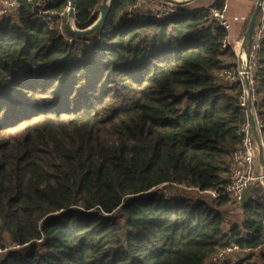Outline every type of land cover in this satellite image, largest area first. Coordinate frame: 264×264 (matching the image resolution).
Returning <instances> with one entry per match:
<instances>
[{
	"label": "trees",
	"instance_id": "obj_1",
	"mask_svg": "<svg viewBox=\"0 0 264 264\" xmlns=\"http://www.w3.org/2000/svg\"><path fill=\"white\" fill-rule=\"evenodd\" d=\"M17 1L0 17V250L13 247L0 264H210L231 245L250 252L236 264H264L263 198L225 228L226 195L153 191H221L241 141L239 85L219 77L236 58L208 9L158 19L109 0L104 25L76 36L56 27L67 1ZM100 1L75 0L73 27L93 25ZM254 91L264 122V38Z\"/></svg>",
	"mask_w": 264,
	"mask_h": 264
},
{
	"label": "built area",
	"instance_id": "obj_2",
	"mask_svg": "<svg viewBox=\"0 0 264 264\" xmlns=\"http://www.w3.org/2000/svg\"><path fill=\"white\" fill-rule=\"evenodd\" d=\"M146 3L150 6L157 7L154 15L158 19H165L176 12V5L157 3L155 0H136L135 7ZM109 5V0H107ZM18 8L17 0H0V17L9 16L15 13ZM69 4L67 2L66 9L57 14L59 20L56 22L57 29L64 32V17L67 14ZM210 21L218 27L224 29L229 34L234 23L239 22L237 17H231L228 14L227 0L222 7H208ZM37 15L39 18L45 19L52 23V18L56 15L54 12L44 8H38ZM66 21V19H65ZM228 38V35H227ZM226 38V44H228ZM264 38V1H260V10L256 19L254 31L248 43L247 49L244 51L241 48V41L236 42L232 47L235 55V66L223 70L219 77L226 84L237 83L239 85V93L237 95V104L242 108L245 114V121L241 125V141L239 146L232 152L227 166L228 184L221 191L207 190L199 191L196 188L189 187L184 183H163L156 186L153 191L160 198L171 201L175 199L173 190H196L200 194L216 198L219 195H226L232 203L242 205L245 202L246 191L254 184H264V167L259 172L257 170L256 158L258 159L257 145L251 128V123L248 118V104L252 107V116L257 134L262 144L263 162H264V144L262 136L264 131V122L256 113L255 103L256 96L254 91V80L257 72V56L260 49V44ZM264 248V242L257 248ZM6 251V249H4ZM1 252V251H0ZM249 252L242 250L236 245H231L222 249L210 258V264H236L238 261L233 258L236 253L243 254Z\"/></svg>",
	"mask_w": 264,
	"mask_h": 264
},
{
	"label": "rangeland",
	"instance_id": "obj_3",
	"mask_svg": "<svg viewBox=\"0 0 264 264\" xmlns=\"http://www.w3.org/2000/svg\"><path fill=\"white\" fill-rule=\"evenodd\" d=\"M103 0L100 1V4L102 3ZM107 1V0H106ZM157 3H163V4H174L176 6L182 5V4H186L188 7L193 8V7H198V6H204L206 8L214 6V1L215 0H155ZM228 2V0H227ZM257 0H250L247 1L246 0H239V6H237L234 9L235 14H237L240 18L243 16V12L246 9V14L244 15V20L242 21V23H240V28L239 31L241 33V40L244 36V32L243 31V27L244 25H247L249 22V19L254 11L255 5H256ZM99 4V5H100ZM141 11H146L148 9H150L151 13H155L157 11V7L155 6H150L147 5L146 3L141 4L140 6ZM149 11V10H148ZM65 19L67 20V14L64 17V24H65ZM257 160V158H256ZM257 164V161H256ZM258 169V168H257ZM251 187H253V193L257 197H261L264 199V192H262L263 190L261 189V187H259L256 184L252 185ZM260 195H259V194ZM263 193V194H262ZM173 195L175 197V199H184L186 201H189L190 203L196 201L197 199H201L206 203H210V201L212 200V198L210 196L204 195V194H200L198 191L196 190H182V189H175L173 190ZM254 198V199H255ZM221 212L223 213L224 216V227L228 228L233 224H240L243 221V214H242V209H241V205L240 204H235V203H230L228 204L226 207H223L221 209ZM7 247L9 249L13 248L11 247L10 244H7ZM6 248V249H8ZM0 259L3 257L5 251L4 250H0ZM250 252L247 253H236L234 255L233 258H235L237 261H240L242 259H244V257ZM254 257L252 258V261H256L257 260V251L253 252ZM210 263V260H209Z\"/></svg>",
	"mask_w": 264,
	"mask_h": 264
},
{
	"label": "water",
	"instance_id": "obj_4",
	"mask_svg": "<svg viewBox=\"0 0 264 264\" xmlns=\"http://www.w3.org/2000/svg\"><path fill=\"white\" fill-rule=\"evenodd\" d=\"M65 1L68 2L69 8L67 11V20L64 24V28L69 33L76 35V36H87V35L94 33L95 31L99 30L104 25L106 17H107L108 12H109V8H110L109 5L107 4L106 0H103L102 3L99 5L100 15H99L98 19L96 20V22L84 30H78V29L74 28L72 25L75 0H65ZM260 1L261 0H257V2H256L254 11L251 15L247 29H246L244 36L242 38V41H241V48L244 51L247 49L248 43H249L251 36H252V33L254 31L256 19H257L259 10H260ZM248 118H249V121L251 123V128H252L253 135L255 138V142L257 145L258 161L260 162L261 166L264 167L262 144H261L260 138L257 134L256 128L254 125L253 116H252V107L250 104H248Z\"/></svg>",
	"mask_w": 264,
	"mask_h": 264
},
{
	"label": "crops",
	"instance_id": "obj_5",
	"mask_svg": "<svg viewBox=\"0 0 264 264\" xmlns=\"http://www.w3.org/2000/svg\"><path fill=\"white\" fill-rule=\"evenodd\" d=\"M247 1H250V0H246V3H247ZM179 6H181L182 8H185L186 10H193V9H198V8H206L204 6H198V7L196 6V7L190 8V7H188L189 5L187 6L186 4H182V5H179ZM228 6H229V9H228L229 16L237 17L239 19V22L234 23L231 32L228 34L227 41H228V44L232 47L236 42L241 41V33L239 31V28H240V23H242V21L244 20V15L246 14L247 11L245 9V11L243 12V16L241 18L237 14H235L234 9L237 6H239V0H228ZM262 143L264 144V139L262 140ZM257 168H258L257 170L260 172L262 166H261L260 162L258 161V159H257ZM257 185L259 187H261V189L263 190L262 192H264V184L262 185V184H258L257 183ZM252 191H253V187H250L246 191L245 197H244L245 201L248 200V199H254L256 197Z\"/></svg>",
	"mask_w": 264,
	"mask_h": 264
}]
</instances>
